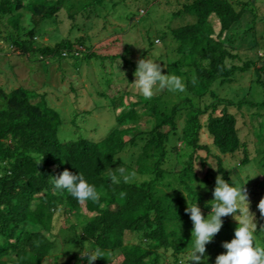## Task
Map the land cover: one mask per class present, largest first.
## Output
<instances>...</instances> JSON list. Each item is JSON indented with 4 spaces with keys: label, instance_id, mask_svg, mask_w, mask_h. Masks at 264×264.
I'll list each match as a JSON object with an SVG mask.
<instances>
[{
    "label": "trees",
    "instance_id": "1",
    "mask_svg": "<svg viewBox=\"0 0 264 264\" xmlns=\"http://www.w3.org/2000/svg\"><path fill=\"white\" fill-rule=\"evenodd\" d=\"M125 1L0 0V39L31 61L57 62L66 76L70 70L65 61L72 70L84 62L85 66L98 61L107 74L109 59L112 67L128 70L131 80L127 83L117 77L120 83L115 85L109 77V91L99 92L110 100L108 106L116 120L101 140L83 133L62 138L68 116L63 108L51 105L47 93L22 85L10 90L0 86V264H45L52 257L59 264L61 255H68L63 251L69 252L72 244L80 245L81 251L87 243L101 251L102 257L93 264H163L165 254H170L169 264H196L189 262L194 225L188 224V206L197 202L202 211L213 214L217 177L229 183L233 179L234 170L225 165L223 156L242 151V165L260 159L264 166V63L260 65L264 58L257 51L242 64L235 63L241 40H247L244 36L253 33L260 18L254 12V1L185 0L175 15L188 14L196 20L171 28L170 35L180 55L171 61L170 71L182 79L184 91L165 89L151 99L134 92L131 83L140 59L128 58L127 51L103 55L90 46L88 51L78 50L76 43L86 45L84 36L76 41L62 38L54 45L36 39L64 10L72 20L81 14L88 19L108 17L105 22L111 23V15ZM248 13L251 25L244 30ZM254 40L251 49L259 48L257 37ZM249 73L251 85L245 92L239 77ZM124 87L133 90L126 94L132 92L137 99L128 101ZM255 90H262L259 100ZM73 91L77 93L74 86ZM91 113V109H77L69 119L80 128L79 122H86L80 117ZM240 114L249 117V122L261 120L254 129L261 138L256 155L241 138ZM203 129L219 152L214 155L216 166L202 154L212 152L202 142ZM198 164L203 169L208 166L204 175ZM118 166L135 172L136 177L113 185L104 173ZM65 169L82 173L96 186L99 199L79 202L66 191L55 190L52 177ZM58 214L66 216V221L73 215L77 224L58 233ZM260 217L256 243L264 247V214ZM237 227L223 220L220 231L206 245L207 264H215L216 257L226 253L223 242L234 238ZM78 253L64 264H87L86 257Z\"/></svg>",
    "mask_w": 264,
    "mask_h": 264
},
{
    "label": "rangeland",
    "instance_id": "2",
    "mask_svg": "<svg viewBox=\"0 0 264 264\" xmlns=\"http://www.w3.org/2000/svg\"><path fill=\"white\" fill-rule=\"evenodd\" d=\"M235 1H254V12L260 16L253 33H249V35L247 33L244 36L247 40H241L242 46L238 50L239 58L235 60V63L242 64L249 57L256 54L257 51L264 58V0ZM183 2L185 0H126L117 7L115 13L111 12L113 13L110 18L111 23L105 22V20H108V17L105 19V17L98 16L88 19L81 14L77 16L76 20H72L64 10L59 14L56 20L57 22L47 24L45 30H42V34L40 33L36 39L40 43L54 45L62 38H69L76 41L84 36L86 38V45L82 46L76 43L75 48L78 50L88 51L87 47L90 46L94 51L103 55L125 54L127 51V57L134 59L135 62L147 57L149 54L153 59L161 60L158 63L162 67L163 74L169 73L174 75L170 71V63L171 61L177 60L180 55L177 51L176 42L170 36L171 28L190 24L196 20L194 16L188 14H182L181 16L175 15L182 8ZM250 19L251 15L249 13L246 14L245 22L241 28L244 30L248 29L251 25L249 23ZM219 29L220 25L216 24V30L219 31ZM5 34L3 33V35ZM167 34L169 37L163 40L162 37ZM256 37L259 40L260 50L257 47L251 49L256 44L254 40ZM150 42H153V44L151 45ZM151 46H153L151 52L144 56L146 50H149ZM64 63H66L67 69L70 70V74L66 76L61 69L59 70V63L46 59L42 62H33L27 55L21 54L19 50H15V47L0 39V86L6 90H10L13 87L22 85L38 90L41 93H47V98L51 105L57 108H63L68 116V120H66L67 124L62 132V138H76V136L83 133V135L92 139L101 140L109 133L116 120L108 106L110 100L101 96L99 92L109 91L108 84H106V79L109 77L114 79L113 84L115 85L120 83L117 77L125 79L128 83L129 74L126 73L128 70H120L118 66L114 65L112 67L109 59L106 62L107 74L102 72L98 61H89L85 66L84 62L82 64L83 66L81 65L78 70H72L71 66H68L70 62L65 61ZM263 63L261 61L260 65H263ZM250 75L251 73L247 74V77H239V82L246 88L245 92L248 91L251 85ZM236 85L238 86V83ZM73 86L77 90V93L73 91ZM113 89L116 90L117 88ZM127 91L133 90L125 88L124 93L126 94ZM134 92H137V90ZM261 92L262 90L253 91L257 97L259 94L257 100L262 97L263 93L260 95ZM241 94V97H245L243 92ZM126 96L128 97V101L137 99L136 94L132 92L129 96L128 94ZM77 109L82 111L92 110V113L86 116V118L80 117V120L86 121L85 123L79 122V125L81 124L83 129L74 126L70 121L71 116ZM231 110L235 112L236 108H231ZM254 111L257 112V110ZM239 120L241 138L244 142L248 143L249 149L256 155L261 138L256 136L254 129L260 127L261 120L255 118L253 122H249V117L245 118L241 114ZM92 125H99V128L94 130ZM202 142L210 145L212 149L211 153L203 151V156L208 157L209 161L216 166L217 161L214 155L219 154V152L213 146V139L210 137L207 129L202 130ZM178 145L180 146V143ZM244 157L245 153L242 151L235 155L223 156L225 165L234 170L232 173L233 180L237 181L240 186L244 185L245 191L247 192L249 212L252 214L258 229L262 221L260 217L261 211L258 205L264 199V166L259 162L260 159H255L249 166H244L241 164ZM198 167L201 175H204L208 168L206 166V169H203L200 164H198ZM202 213L205 218L208 216L207 212L202 211ZM240 214L237 211L235 215ZM235 215L229 214L228 216L222 217V220L238 224L239 222L236 220ZM57 217L59 225L57 228L58 233L65 226L77 224L76 218L73 215H71L72 218H70V221H66V216L62 214H58ZM187 219L189 226H192L193 222L190 219V214ZM257 229L255 236L256 242H259L260 236L257 234ZM90 245L91 243H87L86 249L78 251L80 245L76 246L72 244L69 252L66 250L63 251V253L68 255H61L62 258L58 261L59 264H64L65 261L70 260L71 255H75L78 252L80 254L85 253L89 248H92ZM169 255H164L163 264H169ZM45 264H56V262L52 257L47 258Z\"/></svg>",
    "mask_w": 264,
    "mask_h": 264
},
{
    "label": "clouds",
    "instance_id": "3",
    "mask_svg": "<svg viewBox=\"0 0 264 264\" xmlns=\"http://www.w3.org/2000/svg\"><path fill=\"white\" fill-rule=\"evenodd\" d=\"M158 61L161 60L153 59L148 54L147 57L141 58L137 63L134 73L136 79L131 84L145 99H151L156 92L165 89L184 91L185 86L182 79L169 73L163 74L162 67ZM104 174L109 177L113 185H119L122 181L129 183L136 177L135 172H129L123 166H118L115 169L109 167ZM52 183L55 190L66 191L79 202L97 201L100 197L96 186L86 180L80 172L73 173L65 169L59 176L52 177ZM121 195H124V193H121ZM213 195V200L215 201L211 209L213 214L208 215L206 218L197 202L186 209L194 225L189 262L207 264L206 245L220 231L223 225L222 217L229 214L235 215L239 211L241 214L235 215L239 223L235 229L234 238L230 242H223L222 246L227 251L216 257L215 264H264V247L256 243L255 232L257 225L249 212L247 192L244 189V185L241 187L233 179L229 183L223 178L217 177ZM258 207L261 213L264 214V199L260 201ZM81 255L86 257L87 264H93L95 260L102 257L99 248H89L88 251L81 253Z\"/></svg>",
    "mask_w": 264,
    "mask_h": 264
}]
</instances>
